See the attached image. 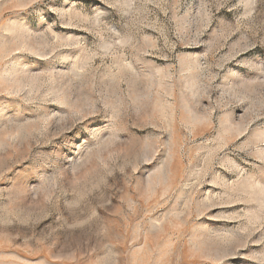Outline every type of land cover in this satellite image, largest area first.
Returning <instances> with one entry per match:
<instances>
[{
    "label": "rangeland",
    "instance_id": "374dc122",
    "mask_svg": "<svg viewBox=\"0 0 264 264\" xmlns=\"http://www.w3.org/2000/svg\"><path fill=\"white\" fill-rule=\"evenodd\" d=\"M0 264H264V0H0Z\"/></svg>",
    "mask_w": 264,
    "mask_h": 264
},
{
    "label": "bare ground",
    "instance_id": "6f19581e",
    "mask_svg": "<svg viewBox=\"0 0 264 264\" xmlns=\"http://www.w3.org/2000/svg\"><path fill=\"white\" fill-rule=\"evenodd\" d=\"M20 88V87H19ZM193 119V118H192ZM210 242V241H209Z\"/></svg>",
    "mask_w": 264,
    "mask_h": 264
}]
</instances>
